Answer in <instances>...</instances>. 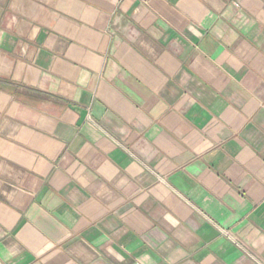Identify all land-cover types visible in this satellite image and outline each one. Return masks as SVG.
<instances>
[{"label": "crops", "instance_id": "crops-1", "mask_svg": "<svg viewBox=\"0 0 264 264\" xmlns=\"http://www.w3.org/2000/svg\"><path fill=\"white\" fill-rule=\"evenodd\" d=\"M222 230L264 258V0H0V264H255Z\"/></svg>", "mask_w": 264, "mask_h": 264}, {"label": "built area", "instance_id": "built-area-1", "mask_svg": "<svg viewBox=\"0 0 264 264\" xmlns=\"http://www.w3.org/2000/svg\"><path fill=\"white\" fill-rule=\"evenodd\" d=\"M160 179L164 181V178ZM222 233L228 236L232 240L234 245L240 251H242L252 262H254L255 264H264V258L260 254L255 252L247 242L237 236H233L227 230H222Z\"/></svg>", "mask_w": 264, "mask_h": 264}]
</instances>
